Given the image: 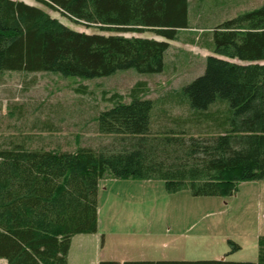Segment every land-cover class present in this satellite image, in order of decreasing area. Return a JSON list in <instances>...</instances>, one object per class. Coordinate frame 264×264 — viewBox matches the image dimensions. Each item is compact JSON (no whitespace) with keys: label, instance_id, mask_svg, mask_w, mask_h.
I'll use <instances>...</instances> for the list:
<instances>
[{"label":"trees","instance_id":"obj_1","mask_svg":"<svg viewBox=\"0 0 264 264\" xmlns=\"http://www.w3.org/2000/svg\"><path fill=\"white\" fill-rule=\"evenodd\" d=\"M76 23L103 31L145 32L174 41L189 28L190 0H37ZM204 73L177 96L215 121L210 138L183 129L152 135L155 101L140 97L100 113L101 134L137 138L130 150L99 152L0 149V259L8 264H68L73 237L98 232L99 184L163 181L168 193L233 197L242 183L264 181V3L212 29ZM166 41L80 32L23 1L0 0V73H53L94 80L119 71L162 74ZM245 64H240L238 62ZM221 106L222 111L212 112ZM221 114V115H220ZM231 253L240 245L228 241ZM257 262L103 261L101 264H264Z\"/></svg>","mask_w":264,"mask_h":264},{"label":"rangeland","instance_id":"obj_2","mask_svg":"<svg viewBox=\"0 0 264 264\" xmlns=\"http://www.w3.org/2000/svg\"><path fill=\"white\" fill-rule=\"evenodd\" d=\"M15 1L37 6L80 32L163 40L151 31H103L73 22L37 0ZM263 3L264 0H190L189 28L169 41L162 74L127 70L84 80L44 72L0 73V149L24 144L27 149L69 152L80 147L99 152L130 150L137 145V138L101 134L97 120L100 113L119 102L130 103V94L137 87L142 90L140 97L155 101L153 136L164 135L168 129H183L186 137L216 136L219 130L215 121L195 114L176 92L201 76L206 59L215 56L205 47L212 29ZM222 110L216 106L212 112ZM100 208L105 220L118 212L115 221H107L111 227L122 225L146 231L151 235V245L160 240L177 247L176 255L170 254L169 259L201 261L227 257L232 262L258 261L255 237L258 233L264 236V181L242 183L233 197H193L189 191L168 193L163 181L114 179L101 182ZM229 240L241 249L231 253ZM160 252H164L163 245Z\"/></svg>","mask_w":264,"mask_h":264},{"label":"crops","instance_id":"obj_3","mask_svg":"<svg viewBox=\"0 0 264 264\" xmlns=\"http://www.w3.org/2000/svg\"><path fill=\"white\" fill-rule=\"evenodd\" d=\"M159 41L170 43L164 38ZM111 180L114 179H104L100 181L99 184L98 232L96 234H82L73 237L68 255V264H101L103 261H117L120 263L178 261V259H169L172 257H168L170 254L176 255L178 250L177 247L174 249L171 243L169 247L167 243H162V241L159 240L158 243L153 246L149 243V241H151V235L149 232L136 230L135 228L122 225H119L118 227H111L108 225L107 221L111 218L112 221H115V218L119 215L118 212H114L112 216L111 214L110 216L108 215L106 220L102 218V211L100 208L101 182H108ZM103 189L107 190L104 186ZM260 236L263 235L258 233L255 237L257 243ZM135 237L138 238L137 241L134 239ZM157 239L158 236L155 235L153 240L156 241ZM199 240V238L196 239L197 242ZM161 245H163L164 248L163 253L160 252ZM168 247L170 248L169 253L167 252ZM162 256L167 257L161 259ZM221 260H227V257H223ZM0 264H8V262L5 259H0Z\"/></svg>","mask_w":264,"mask_h":264},{"label":"water","instance_id":"obj_4","mask_svg":"<svg viewBox=\"0 0 264 264\" xmlns=\"http://www.w3.org/2000/svg\"><path fill=\"white\" fill-rule=\"evenodd\" d=\"M264 65V63H262Z\"/></svg>","mask_w":264,"mask_h":264}]
</instances>
